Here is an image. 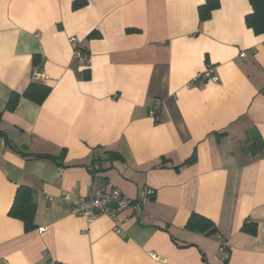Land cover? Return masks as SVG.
<instances>
[{
  "label": "crops",
  "instance_id": "crops-1",
  "mask_svg": "<svg viewBox=\"0 0 264 264\" xmlns=\"http://www.w3.org/2000/svg\"><path fill=\"white\" fill-rule=\"evenodd\" d=\"M75 1L0 0V264H264V37L245 25L248 0H218L203 23L205 0ZM207 66L218 83L195 81ZM35 72L42 103L5 111ZM106 152L118 159L93 163ZM19 186L36 203L30 232L8 216ZM113 188L152 195L115 220L72 214ZM192 214L215 235L187 231Z\"/></svg>",
  "mask_w": 264,
  "mask_h": 264
},
{
  "label": "trees",
  "instance_id": "trees-1",
  "mask_svg": "<svg viewBox=\"0 0 264 264\" xmlns=\"http://www.w3.org/2000/svg\"><path fill=\"white\" fill-rule=\"evenodd\" d=\"M249 5L251 7V13L245 16V25L248 29L252 30L254 35H262L264 37V0H248ZM84 5V0H77L72 3V9L76 10ZM219 8V2L218 0H205V3L198 7V19L200 23H203L210 19L212 11ZM99 37V34L97 32L90 33L87 38L88 39H96ZM77 49V48H76ZM80 50V49H78ZM83 54H85L82 50H80ZM86 55V54H85ZM87 56V55H86ZM89 76H86V79H88ZM50 89L49 87L36 83L33 81L27 89L24 91L23 94L19 95L16 93H12L7 104L5 107V111L12 112L15 110L17 103L20 98H26L30 101H33L35 103H42V101L45 99V97L48 95ZM2 114L0 113V120H1ZM219 136H222V134H218ZM224 135V134H223ZM0 137L5 138V134L3 131L0 130ZM257 139H253V145L257 146ZM259 141V140H258ZM6 144L8 142L6 141ZM259 144V143H258ZM261 146V145H260ZM249 148H251L249 146ZM255 155V154H254ZM262 153H259L257 156H262ZM28 157H31L33 159H49V160H56L54 156L50 155H28ZM116 159H118L117 154L114 152H106L104 154L103 159H99V157L94 158L93 163L101 164L102 162H113ZM193 161V157L188 159L183 164L173 167V168H180L182 166L189 165ZM58 167L63 168L62 164H57ZM100 172L102 170H99ZM94 174V172H91ZM36 214V203L33 196V191L25 186H19L16 190L13 203L9 209L8 216L19 220L22 222L24 231L30 232L35 230L36 226L34 224V218ZM185 229L190 232L203 234L206 237H210L215 235L216 229L214 227V224L199 215L192 214L189 219L186 222ZM241 232L248 234V235H254L256 233V224L252 222H245L243 223L241 227ZM191 245H184L181 247H189ZM224 263L227 262V260H223Z\"/></svg>",
  "mask_w": 264,
  "mask_h": 264
},
{
  "label": "built area",
  "instance_id": "built-area-1",
  "mask_svg": "<svg viewBox=\"0 0 264 264\" xmlns=\"http://www.w3.org/2000/svg\"><path fill=\"white\" fill-rule=\"evenodd\" d=\"M70 43L74 44L75 39L71 38ZM73 56L76 61L82 64L87 62V56L78 49H74ZM240 56L243 57V54ZM32 79L35 82H44L48 78L41 73L35 72L32 74ZM195 81L218 83V77L216 76L213 67L207 66L205 71L198 75ZM149 116L152 117L156 123L161 121L160 114L156 110L150 111ZM151 195L152 192L145 189L140 192L136 201H132L125 197L122 192L116 188H113L110 191L96 189L87 198H75L71 202L72 214L84 218L88 223L93 222L100 216H106L115 220L119 214L130 207L133 203L142 205ZM64 198L68 200V197ZM115 232L117 234L121 233L117 227ZM219 244L221 259L227 260L229 258V252L223 242H220Z\"/></svg>",
  "mask_w": 264,
  "mask_h": 264
}]
</instances>
